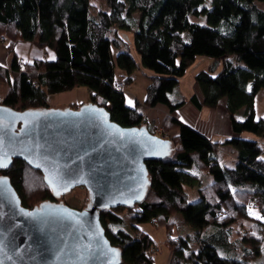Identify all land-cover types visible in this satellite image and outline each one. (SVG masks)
Returning a JSON list of instances; mask_svg holds the SVG:
<instances>
[{
    "label": "trees",
    "instance_id": "1",
    "mask_svg": "<svg viewBox=\"0 0 264 264\" xmlns=\"http://www.w3.org/2000/svg\"><path fill=\"white\" fill-rule=\"evenodd\" d=\"M90 1L0 0V37L12 54L10 67L0 66V84L9 85L0 105L20 113L42 110L48 108V96L84 85L89 102L106 109L118 126L144 125L154 135L144 108L127 107L124 93L116 87L122 81L114 76L112 49L117 51L116 65L126 81L132 80L137 68L117 33V29L130 31L140 65L153 73L143 106L167 108L161 128L172 151L164 160L146 163L149 186L140 204L99 215L106 238L120 250L121 264H154L153 240L137 227L148 222L166 230L171 251L168 264H250L263 256L264 219L249 214L264 217L263 149L260 142L241 134L264 138V119H256L254 103L264 90V10L256 6L264 0H213L209 8L205 0H100L102 8ZM203 15L207 26L190 22L189 17ZM182 33L188 34V43ZM21 42L51 49L54 61L34 59L19 66L13 53ZM197 56L221 61L222 68L218 73L197 72L194 79L201 98L193 95L189 102L216 109L224 100L232 130L229 139L213 142L180 122L178 112L185 99L178 90L179 79ZM240 109L243 119L237 121ZM176 130V135L169 134ZM229 160L233 164L228 165ZM191 169L213 181L200 187L198 200L189 203L183 186L198 182ZM0 176L10 179L24 208L53 201L40 172L19 160L0 171ZM176 214L195 230L198 251L187 255V240L171 236L170 219ZM239 221L250 225L234 227ZM234 233L237 239L231 241Z\"/></svg>",
    "mask_w": 264,
    "mask_h": 264
},
{
    "label": "water",
    "instance_id": "2",
    "mask_svg": "<svg viewBox=\"0 0 264 264\" xmlns=\"http://www.w3.org/2000/svg\"><path fill=\"white\" fill-rule=\"evenodd\" d=\"M171 151L169 139L144 125L121 128L91 102L23 113L0 105V162L7 165L0 171L21 161L40 172L53 198L24 208L10 179L0 176V264H121L99 215L140 204L149 186L146 163ZM53 169L62 178L55 192L47 179ZM81 187L88 196L82 210L59 201Z\"/></svg>",
    "mask_w": 264,
    "mask_h": 264
},
{
    "label": "rangeland",
    "instance_id": "3",
    "mask_svg": "<svg viewBox=\"0 0 264 264\" xmlns=\"http://www.w3.org/2000/svg\"><path fill=\"white\" fill-rule=\"evenodd\" d=\"M213 0H205L204 6L206 8H209L211 6ZM92 5L96 8H102L103 3L100 2V0H91L90 1ZM260 9L264 10V3L262 4H257ZM190 22H194L200 26H207V19L203 15L199 18L195 17H189ZM117 33L119 34V37L122 39L123 44H125L128 47L129 53L132 55L135 64L137 65L136 70L132 73V80L130 82L126 81L127 76L125 73L118 68L116 65V53L117 51L115 49H112V55H113V62H114V76L117 81H122V92L124 93V98H125V103L126 106L129 108L135 107L137 100L139 101L142 96H145V90L147 85L150 82V78L153 76V73L150 71L146 70L143 68L142 65H140V57L138 54H136L134 50V43H133V33L130 31H125L122 29H117ZM182 40L185 41L186 43L189 42V36L187 33H182ZM4 44V43H1ZM14 53L17 55V57L24 58L28 62H31L34 59H47L49 61H54L55 54L54 52L49 49V48H36L34 45H31L30 43L27 42H21L15 46ZM228 59H231V61H234L236 63V60L233 59V57L229 56ZM241 67H243V64L241 62H238ZM222 68V62L221 61H214L213 59L207 57V56H197L194 60V63L186 70V74L184 75L183 78L179 79V82L181 84L180 86V91L182 93H187V95H191L192 93H198L199 90L197 88V84H195V75L199 71H210L213 70L214 73H218ZM119 83V84H120ZM147 84V85H146ZM179 84V83H178ZM9 85L7 84H0V103L2 102L3 98L6 96L8 93ZM72 92V91H70ZM132 92V93H131ZM264 90H260V93L257 95L255 98V114H256V119L258 120L259 117H262V114H264ZM64 95L62 94H56V96H48L47 99V105L49 109H58V110H65L68 107L76 109L75 106L79 107L78 105H81L83 103H88L89 100H81V98L77 97V99H74V101L70 100L69 98L62 97ZM89 93L87 95L88 99ZM139 96V97H138ZM186 103V101H185ZM142 108H150L147 106H143ZM185 105V104H184ZM185 107V106H184ZM179 113V112H178ZM168 114V113H167ZM167 114L164 116L166 118ZM264 116V115H263ZM145 117V115H144ZM165 118L162 121L154 123V126H151L150 124L149 127L153 129L152 131L155 132L156 135L158 136H167L168 134L163 132V129L161 128L162 122L165 120ZM146 119V118H145ZM156 129V130H155ZM172 135V132L169 133ZM245 134V133H243ZM250 135L249 140H253L255 136L252 134ZM234 158L233 156L230 157V160ZM191 174L197 179V183L194 185H189V186H183L184 192L187 193L188 195V202H195L198 200V189L203 186L210 185L212 183V178L211 176H208L206 173L203 172H198L197 170L191 169ZM59 201H62L67 207L69 208H74L77 210H82L84 206L86 205L88 201V196L86 193V190L81 187L77 188L71 191V193L63 196L60 198ZM170 223L174 225L172 229V234L174 239L181 238L183 237L184 239L187 240L188 246H189V251L186 253L187 255L190 252H196L198 251V246L197 243L194 241L195 237V230L188 226L185 225L181 214L178 215H173L170 219ZM244 224L246 227L249 226V222H241L239 221V224L234 225V227ZM137 227L140 229V231L146 233L149 235V237L152 238L153 240V246L154 252H153V258H154V264H168L170 258V250L167 247L166 244V239L168 238L166 230L164 227L161 226H156L151 222L148 223H141L137 224ZM231 241H235L237 239V235L234 233L230 237ZM237 254V252H236ZM264 262V255L261 257H257L255 261H252L250 264H259Z\"/></svg>",
    "mask_w": 264,
    "mask_h": 264
},
{
    "label": "crops",
    "instance_id": "4",
    "mask_svg": "<svg viewBox=\"0 0 264 264\" xmlns=\"http://www.w3.org/2000/svg\"><path fill=\"white\" fill-rule=\"evenodd\" d=\"M13 54L15 55V53ZM11 62H12V54L11 55L8 54L5 44L0 43V66L5 69H8L11 65ZM178 85H179L178 87L179 93L180 95H182V97L186 101L184 105L185 107L181 108L178 113L180 122L185 126L187 125L188 127H191L196 132L198 131L202 136L206 137L208 140H211L213 142H219L225 139H229L232 136V130H231V125L228 121L227 115H225V101L221 100L216 109H210L208 107L207 108L195 107L189 102V100L193 95H198L199 98H201V94H199V92L198 93L196 92V93H192L191 95H187V93H184V92L182 93V91H180V86H181L180 82ZM88 93H89V90L85 88L83 85V86L77 87L72 92H66V94H62L64 95L62 97H65V98L67 97L72 101H74V99H77V97H79L81 98V100L79 99V101H82V100H88L86 99ZM262 97H264V95H262ZM145 98L146 97L143 95L139 101L137 100L136 104L142 105V102L145 100ZM83 104H86V103H83ZM81 105H78V106H81ZM75 107L78 108L77 106ZM143 112L145 115L144 118H146L145 119L146 123L150 124L151 126H154V123L162 121L165 118L164 116L168 113V110L166 107L157 105L153 108H144ZM242 112H243L242 109H240V111L236 113L237 121H240L243 119ZM263 115L264 114H262V117H259L258 120L264 119ZM176 133H177V130L173 131L172 135H176ZM241 136H243L246 139L247 138L251 139L248 133L241 134ZM254 136L255 138H253V140H256L261 143L263 150L260 156H261V159L263 160L264 159V138L263 137L260 138L256 135ZM165 138H167V136H165ZM226 154L229 159L231 156H233L229 149L226 150ZM234 159L235 158H232L231 160L234 161ZM227 164L231 165L233 163L232 162L230 163V160H229Z\"/></svg>",
    "mask_w": 264,
    "mask_h": 264
},
{
    "label": "snow or ice",
    "instance_id": "5",
    "mask_svg": "<svg viewBox=\"0 0 264 264\" xmlns=\"http://www.w3.org/2000/svg\"><path fill=\"white\" fill-rule=\"evenodd\" d=\"M5 155H7V154L5 153ZM29 162L31 163L32 161H29ZM6 166H7L6 164L0 162V167H6ZM37 166L39 167L40 165H37ZM47 179H48L49 183L53 186V191L55 192L56 191V185L59 184L60 181H61V179H62L59 176L57 170L56 169H53L52 172H51V174L49 175V177H47ZM136 198H139V197H136ZM249 214L250 215H255L258 219H264V217L259 216L258 213H254V212H251L250 211ZM25 215L32 216L33 214L30 213V212H26ZM68 215H73V214L72 213H68ZM111 251L116 252V250H114V249L111 250ZM116 254L118 255V253H116Z\"/></svg>",
    "mask_w": 264,
    "mask_h": 264
},
{
    "label": "built area",
    "instance_id": "6",
    "mask_svg": "<svg viewBox=\"0 0 264 264\" xmlns=\"http://www.w3.org/2000/svg\"><path fill=\"white\" fill-rule=\"evenodd\" d=\"M4 42H5V38L0 37V43H4ZM25 62L26 61L22 58V59H19L18 64H19V66H22ZM116 87H117V90H122L123 89L122 83L117 84ZM160 137L165 138V136H160ZM255 208H256V205L252 204V209H255Z\"/></svg>",
    "mask_w": 264,
    "mask_h": 264
},
{
    "label": "bare ground",
    "instance_id": "7",
    "mask_svg": "<svg viewBox=\"0 0 264 264\" xmlns=\"http://www.w3.org/2000/svg\"><path fill=\"white\" fill-rule=\"evenodd\" d=\"M20 59V58H19Z\"/></svg>",
    "mask_w": 264,
    "mask_h": 264
}]
</instances>
